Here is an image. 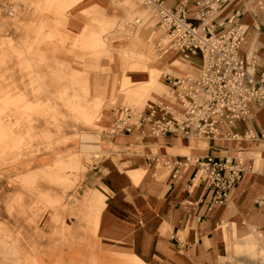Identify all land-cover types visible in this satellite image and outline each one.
<instances>
[{
  "label": "rangeland",
  "instance_id": "374dc122",
  "mask_svg": "<svg viewBox=\"0 0 264 264\" xmlns=\"http://www.w3.org/2000/svg\"><path fill=\"white\" fill-rule=\"evenodd\" d=\"M86 1L0 0V264H147L132 252L105 251L96 237L105 211L118 203L109 196L108 179L103 185L101 167L121 149V135L112 138L107 130L113 107L159 100L161 80L170 86L162 74L167 62L173 59L179 71L185 66L180 57L148 52L152 42L144 30L128 31L139 17L165 32L142 0H100L104 13ZM10 3L13 16L1 9ZM78 12L77 30L70 19ZM125 41L150 62L117 51ZM120 54L129 66L122 73L115 62ZM152 60L163 63L161 71L151 70ZM115 74L117 95L97 98L94 85H107ZM145 174L135 171L136 183ZM112 218L106 228L129 239L137 225ZM241 239L247 244L235 245L236 255L224 257V264H264V245Z\"/></svg>",
  "mask_w": 264,
  "mask_h": 264
},
{
  "label": "crops",
  "instance_id": "0c3cea01",
  "mask_svg": "<svg viewBox=\"0 0 264 264\" xmlns=\"http://www.w3.org/2000/svg\"><path fill=\"white\" fill-rule=\"evenodd\" d=\"M181 1L166 0V4L169 2V8L174 9ZM86 3L93 4L99 13L105 11L99 7L100 0H87ZM188 7L194 8V0ZM80 13L71 17V28H81L83 17ZM234 14L247 29L241 54L248 50L256 54L257 75H260L264 70V0H226L221 3L216 21H227ZM130 44L123 42L117 51H128L135 62H150L139 50H130ZM170 50L174 57L180 56L187 63L185 73L200 72L204 64L202 58H185L179 51ZM124 55H118L115 61L120 62L121 73L129 67ZM167 63L170 65L171 62ZM168 64L163 66L161 61L152 60L151 69L161 71L163 66V71H167ZM166 74L182 75L178 72ZM120 80L119 74H115L107 85H94L96 97L108 101L111 93L116 96ZM159 90V100L170 103L169 95L164 97L165 93L170 94V86L164 79ZM157 100L155 98L154 102ZM250 106L251 114L246 120L221 124L217 137L156 136L138 130L132 135L118 137L116 142L121 149L101 167L102 174L106 172L103 185L108 179L114 190L109 196L111 200L116 197L118 202L112 201L115 211H105L96 236L100 245L108 248L105 251L132 252L147 264H224V257L233 259L236 255L235 245L247 244V240L241 239L244 235H247L248 243L261 248L264 245V105L251 103ZM105 108L109 112V106ZM109 117L107 113L105 119L110 120ZM249 129H253L256 138L243 137ZM116 142L111 143L115 146ZM205 155L221 159L241 158L245 162L246 172L224 204L214 203V195L208 190L206 181L194 177V163L189 162L179 169L165 164L166 161L185 160L187 156ZM141 169L146 174L136 183L134 172ZM176 170L179 174H175ZM113 216L127 218L137 225L129 233V239L120 238L118 233L110 230L111 226L106 228L104 221L110 222Z\"/></svg>",
  "mask_w": 264,
  "mask_h": 264
},
{
  "label": "built area",
  "instance_id": "2783aa9c",
  "mask_svg": "<svg viewBox=\"0 0 264 264\" xmlns=\"http://www.w3.org/2000/svg\"><path fill=\"white\" fill-rule=\"evenodd\" d=\"M188 1L182 0L172 9L166 0H142L155 11L160 27L169 37L170 42L160 52L175 48L182 54L201 53L205 65L198 75L164 76L170 85V103L160 99L144 108L131 103L113 107L107 130L112 138L132 135L135 130L156 136L217 137L221 124L246 120L251 103L264 105V70L257 75L258 58L253 51L241 54L246 26L236 19V14L227 21H216L221 3L226 0H194L193 9L188 7ZM15 6L10 3L1 9L13 16ZM243 137L256 138V133L249 129ZM189 162L196 165L194 177L206 181L214 195L213 202L219 205L227 201L246 172L243 159L213 155L187 156L165 164L179 169Z\"/></svg>",
  "mask_w": 264,
  "mask_h": 264
},
{
  "label": "bare ground",
  "instance_id": "6f19581e",
  "mask_svg": "<svg viewBox=\"0 0 264 264\" xmlns=\"http://www.w3.org/2000/svg\"><path fill=\"white\" fill-rule=\"evenodd\" d=\"M73 1V0H72ZM193 0H189L188 1V3H190V2H192ZM71 2V1H70ZM123 2H121V1H118V4H122ZM129 25H130V28H128V31L129 32H133L134 30H136L137 29V27H138V29L136 30V32H134L135 34L139 31V30H144V33L146 34V32L149 34V38H148V40H149V42H152V47L150 48V51L154 54V56H157V57H159V58H162V59H166V58H169L170 56H173L172 54V52H170L171 50L170 49H168L167 51V53H162V52H160V50L162 49V48H165L166 47V45L170 42V40H169V37L167 36V33L166 32H159V31H156V30H154L153 29V26H154V23L153 22H150V24H147L146 22L144 23V22H142V19L141 18H139V17H137V18H135V22H129L128 23ZM131 37V36H130ZM129 37V38H130ZM162 47V48H161ZM173 50H176L175 48H172ZM177 51V50H176ZM144 53H146V51L144 52ZM183 56L185 57V58H188L189 56H198V57H200V58H202L203 59V61H204V64H203V66L205 65V58H204V56L201 54V53H198V54H192V53H187V54H183ZM174 57V56H173ZM178 57H180V56H178ZM181 59H182V61H183V65L185 66V69H183L182 71H179V70H177V68H175V65H174V61H173V59H171V63H170V65H169V69L167 70V71H163V73L162 74H164L165 72H178V73H182V75H180V77L181 76H184L185 74H193V75H198V73L197 74H194V73H191V72H187V73H185V74H183V72H184V70H186V69H188L187 68V63L185 62V60L182 58V57H180ZM155 61H157V60H155ZM202 66V67H203ZM202 67H201V69H202ZM148 68V67H147ZM147 68H145V70L147 69ZM201 69L199 70V71H201ZM152 70V69H151ZM153 71V70H152ZM161 74V75H162ZM165 75V74H164ZM148 105H151V104H148ZM147 106V105H146ZM139 108H141V107H139ZM144 108V107H143ZM94 138L93 136H90V137H85V138ZM83 148L86 150V149H95V146H90V145H84L83 146ZM50 199V198H49Z\"/></svg>",
  "mask_w": 264,
  "mask_h": 264
}]
</instances>
